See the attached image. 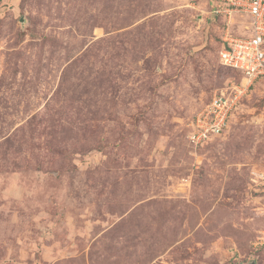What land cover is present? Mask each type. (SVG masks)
<instances>
[{"label": "rangeland", "instance_id": "obj_1", "mask_svg": "<svg viewBox=\"0 0 264 264\" xmlns=\"http://www.w3.org/2000/svg\"><path fill=\"white\" fill-rule=\"evenodd\" d=\"M214 3L0 0V264H264V79L190 142Z\"/></svg>", "mask_w": 264, "mask_h": 264}, {"label": "built area", "instance_id": "obj_2", "mask_svg": "<svg viewBox=\"0 0 264 264\" xmlns=\"http://www.w3.org/2000/svg\"><path fill=\"white\" fill-rule=\"evenodd\" d=\"M214 7L226 24L220 60L240 73L241 80L230 82L213 95L191 134L190 142L195 145L220 135L240 101L264 79V0H215Z\"/></svg>", "mask_w": 264, "mask_h": 264}, {"label": "water", "instance_id": "obj_3", "mask_svg": "<svg viewBox=\"0 0 264 264\" xmlns=\"http://www.w3.org/2000/svg\"><path fill=\"white\" fill-rule=\"evenodd\" d=\"M247 264H257V262L255 260H253V261H251V262H249Z\"/></svg>", "mask_w": 264, "mask_h": 264}]
</instances>
